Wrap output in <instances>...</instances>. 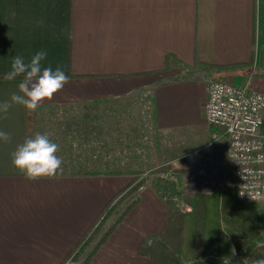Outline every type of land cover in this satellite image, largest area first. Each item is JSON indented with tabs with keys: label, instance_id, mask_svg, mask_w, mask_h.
<instances>
[{
	"label": "crops",
	"instance_id": "1",
	"mask_svg": "<svg viewBox=\"0 0 264 264\" xmlns=\"http://www.w3.org/2000/svg\"><path fill=\"white\" fill-rule=\"evenodd\" d=\"M39 51L42 67H60L69 82L29 122L21 105L0 113L11 136L0 141V264H62L136 173L138 203L86 264H148L138 245L169 215L168 199L138 170L150 137L193 141L201 168L192 163L188 181L208 185L200 175L224 153L225 134L205 121L206 88L238 78L264 94V0H0V103L23 79L4 80L13 58L27 63ZM139 99L148 115H127ZM28 128L59 146L54 177L31 181L13 167ZM260 133L264 140V113Z\"/></svg>",
	"mask_w": 264,
	"mask_h": 264
},
{
	"label": "trees",
	"instance_id": "2",
	"mask_svg": "<svg viewBox=\"0 0 264 264\" xmlns=\"http://www.w3.org/2000/svg\"><path fill=\"white\" fill-rule=\"evenodd\" d=\"M24 113L26 122H29V110L25 107ZM32 136V130L28 128L27 138ZM154 162L159 163V159ZM224 164L228 171L226 159ZM136 176L139 177L137 173ZM136 176L102 206L77 242L64 255L62 264L69 261L86 264L90 260L129 209L136 204L137 194L144 183L143 178L138 179ZM155 188L169 203L175 205V209L169 213L157 233L138 245V252L148 258V264H185L188 261H193L190 264H223V259L231 256L233 248L239 250L242 246L241 243L232 241L228 229L237 230L248 239L257 236L260 212L255 203L243 202L237 198L231 181L225 180L206 193L186 188L177 198L172 197L171 187L168 193L165 191V183L161 180L160 183L155 182ZM122 204L124 206L120 209ZM205 256L212 258L211 262L197 261ZM263 256L264 245L253 248L248 262L229 258V264H255L257 260H264Z\"/></svg>",
	"mask_w": 264,
	"mask_h": 264
},
{
	"label": "built area",
	"instance_id": "3",
	"mask_svg": "<svg viewBox=\"0 0 264 264\" xmlns=\"http://www.w3.org/2000/svg\"><path fill=\"white\" fill-rule=\"evenodd\" d=\"M206 94L204 118L207 125L225 134L224 156L234 178L237 198L264 203V140L260 133L264 94L228 80L210 81Z\"/></svg>",
	"mask_w": 264,
	"mask_h": 264
},
{
	"label": "clouds",
	"instance_id": "4",
	"mask_svg": "<svg viewBox=\"0 0 264 264\" xmlns=\"http://www.w3.org/2000/svg\"><path fill=\"white\" fill-rule=\"evenodd\" d=\"M46 56L45 51H39L27 63L21 56L13 58L11 70L5 74L4 80L12 81L20 76L23 79L18 84V93H13L9 101L0 103V113L5 118L13 105L24 106L29 111L37 110L45 100H52L54 94L69 82V77L60 67L55 71L51 67H42L41 62ZM0 141L9 143L10 134L0 131ZM58 151L59 146L47 134L36 133L16 147L11 154L12 165L28 180L51 178L62 170L63 160L57 155ZM231 252L234 256L235 248ZM223 264H229V258L225 257ZM255 264H264V260H257Z\"/></svg>",
	"mask_w": 264,
	"mask_h": 264
},
{
	"label": "rangeland",
	"instance_id": "5",
	"mask_svg": "<svg viewBox=\"0 0 264 264\" xmlns=\"http://www.w3.org/2000/svg\"><path fill=\"white\" fill-rule=\"evenodd\" d=\"M233 82L236 85V83L239 82V79L236 78ZM149 97V93H144V97L142 99L145 98L148 100ZM133 101V107H130L131 110H129L126 114H133L137 117L138 112L142 111V114L147 116L149 113L148 108L150 107L149 103H143L141 108L140 99L138 100L140 102H138L137 100ZM175 137L179 138L180 136H178L177 134H164L162 137H160L153 134L152 137H150L151 148H149V150L147 151L150 152L151 157L149 158L147 163L142 165L138 170H140V174L142 173L143 176L151 178V180L155 181L156 183H160V180L163 181L166 186L165 191L167 192L169 187H171V190H173L172 197L177 198L184 191V189H189L191 187V183L188 180L191 177L190 172H192L193 169H191L192 171L189 170V166L192 167L191 164L196 163V165L201 168V163L199 161H196V158L197 160H199L200 156L198 155V153L197 155L194 154V149L192 147L193 141L186 142L184 139H176ZM153 154H159L158 157H156L159 159V163L154 162ZM215 160L216 161H210L211 163L209 162L210 164H208L209 169L207 168V173L203 172L206 173L207 176H210L208 184L214 185V188H216L223 181L228 180L231 181L232 185H234L233 176L231 175L229 170H226V166L224 164L225 158L223 156V153H219L218 155H216ZM148 169L152 170L148 171ZM198 170L200 171V169ZM145 172H147V175ZM202 176L203 175H201V178ZM193 188L195 187H192V189ZM137 197L138 198L136 204L139 200V194H137ZM124 204L120 206V209L124 206ZM135 205H133V207ZM255 205L260 212V229L256 237H254L253 239H248L244 237L239 231L228 229V233L230 234L232 241L241 243L242 245L239 250H235L234 256L231 254L229 258L232 260H242L244 262H248L249 255L251 254L253 248L264 245V203H255ZM167 206L168 213L175 209L174 204L168 203ZM130 210L131 209H129V211ZM127 219L133 220L134 218L131 217ZM262 258H264V256ZM211 260L212 258L205 256L197 261L211 262ZM216 261L220 262L219 260ZM192 262L193 261H188L185 262V264H190Z\"/></svg>",
	"mask_w": 264,
	"mask_h": 264
},
{
	"label": "water",
	"instance_id": "6",
	"mask_svg": "<svg viewBox=\"0 0 264 264\" xmlns=\"http://www.w3.org/2000/svg\"><path fill=\"white\" fill-rule=\"evenodd\" d=\"M208 169H207V171H208ZM202 175H205V173H202ZM200 177H201V175H200ZM197 179L200 180V178L198 176L195 177V180H197ZM192 187H195L196 189L195 188L192 189ZM213 189H214V185L208 184V185H198L197 186L196 182H194L193 180L191 182V187L189 188L190 191H201L204 193L212 191Z\"/></svg>",
	"mask_w": 264,
	"mask_h": 264
},
{
	"label": "bare ground",
	"instance_id": "7",
	"mask_svg": "<svg viewBox=\"0 0 264 264\" xmlns=\"http://www.w3.org/2000/svg\"><path fill=\"white\" fill-rule=\"evenodd\" d=\"M207 177H209V176L203 175L201 180H204V179L207 180Z\"/></svg>",
	"mask_w": 264,
	"mask_h": 264
}]
</instances>
